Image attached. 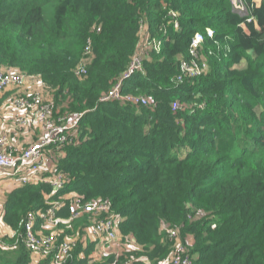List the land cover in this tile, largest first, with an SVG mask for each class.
<instances>
[{"label": "trees", "instance_id": "trees-1", "mask_svg": "<svg viewBox=\"0 0 264 264\" xmlns=\"http://www.w3.org/2000/svg\"><path fill=\"white\" fill-rule=\"evenodd\" d=\"M242 2L246 17L232 0H0V66L40 78L54 114L79 116L76 143L57 163L68 178L62 188L29 185L6 197L2 219L15 235L48 202H62L56 216L67 220L73 197L103 199L139 248L120 261L167 258L166 230L177 229L195 264H264V1ZM195 33L207 70L175 84ZM141 37L161 50L123 93L148 104L101 102ZM15 235L2 241L13 245ZM18 240L0 246V264H29Z\"/></svg>", "mask_w": 264, "mask_h": 264}, {"label": "built area", "instance_id": "built-area-1", "mask_svg": "<svg viewBox=\"0 0 264 264\" xmlns=\"http://www.w3.org/2000/svg\"><path fill=\"white\" fill-rule=\"evenodd\" d=\"M232 5L238 15L246 17L247 13L242 0H232ZM254 5L256 7L259 6L255 2ZM251 21L252 18L250 17L246 19L247 23ZM242 26L245 28V25ZM174 27L176 29L177 24ZM206 35L208 38H213V32L209 29L206 30ZM203 43V34L195 33L191 38L188 49L189 58L186 61H181L179 74L174 81L175 84H181L185 80L201 77L205 73L207 64L201 59ZM160 50L161 43L157 40L150 37L140 39L137 50L130 56L125 70L119 75L110 90L99 100L101 102L115 101L122 104L129 103L146 106L148 102L145 97L123 93V85L126 80L142 70L143 62L148 58L150 53H158ZM88 51L86 50V54L89 53ZM86 62L87 59L79 62L74 70L77 75L86 73L84 69ZM27 79H38V87H44L49 91L40 78L28 76L15 68L0 66V92L20 90ZM42 94L43 92H32L20 100L17 107L27 112L26 118L28 120L41 122L45 126L46 134L42 135L36 142L28 145L21 153L12 154L6 151V135L2 132L0 133V179L11 180L16 189L29 185H37L40 174L46 165L54 166L50 173V181L48 182L53 190L62 188L68 181L66 174L57 168V163L61 158L59 153L62 152L63 154L68 146L76 143L79 116H75L74 114L54 115L51 108V100L45 101ZM176 108L177 104H174L173 109L175 110ZM51 114L55 116V119L57 117L53 123L47 121V118ZM15 122L16 124H20L22 120L17 119ZM25 122L26 120L15 127L24 125ZM47 204L48 207L38 215L28 214L23 223L22 234L18 237L31 257L39 260L40 264H70L72 262L77 237L59 240L58 231L46 230L56 228L60 223L68 225L70 222L83 217H87V222L89 223V226L84 225L85 228L82 229L84 234V230L90 228L92 234L106 244L118 243L119 245H124V242L128 240V242L134 245L131 248L132 251L139 250L132 237H123L120 234L119 226L122 224L123 219L112 210L108 200L95 199L82 205L78 199L75 200L73 197V200H69L70 216L67 220H61L56 216V212L63 206L62 202L51 201ZM2 214L3 209L0 216L3 222ZM39 219H41V222L38 221ZM3 224L5 223L3 222ZM166 232L167 238L172 243V251L167 258L161 260L158 264H195V258L189 254L188 250L191 245L190 238L186 237L187 240L184 244L179 237L177 229H167ZM14 235L12 231L10 234H4V236L10 239H13ZM18 238L13 245L5 244L0 240L1 248L5 250L13 249L19 241ZM122 256L120 255L119 257ZM113 257L115 261L110 264H139L140 261H143L144 264H151L146 259H138L136 256L130 259L125 258L124 261H121L122 263H119L118 257Z\"/></svg>", "mask_w": 264, "mask_h": 264}, {"label": "crops", "instance_id": "crops-1", "mask_svg": "<svg viewBox=\"0 0 264 264\" xmlns=\"http://www.w3.org/2000/svg\"><path fill=\"white\" fill-rule=\"evenodd\" d=\"M263 1L264 0H254L257 5H260ZM38 85V79H27L20 90H6L0 92V133L2 132L6 135V151H9L12 154L21 153L28 145L36 142L42 135L46 134L45 126L41 122L28 120L26 118L27 112L20 110L17 107L20 100L34 91L43 92L42 97L45 101L51 100V94L49 91H47L44 87H38ZM54 115L51 114L47 118L49 123H53L57 119V117L55 119ZM17 119L22 120L20 124H22L25 120L26 122L24 125L15 127L20 125L16 124L15 121ZM59 154L63 157L65 152L63 154L60 152ZM53 167L54 166L51 165L44 166L43 172L40 174L39 183L48 184ZM15 189L16 188L13 186L11 180L0 179V216L6 197ZM70 224H68V226H70ZM0 228L3 229V234L11 233V229L7 227V225L3 224L1 219ZM83 228H85V226H80L76 229L77 234L81 233V236L76 239L75 250L77 248H80V250L77 255H74L70 264H77L79 261H82V264H95L111 256L119 257L120 255H123L122 257L124 258L127 253L132 251L131 248L134 247L133 243L128 242V240L124 242V245H119L118 243H113L111 245L106 244L98 237H95L90 228H86L84 230V234L82 231ZM29 264H40V262L30 255Z\"/></svg>", "mask_w": 264, "mask_h": 264}, {"label": "rangeland", "instance_id": "rangeland-1", "mask_svg": "<svg viewBox=\"0 0 264 264\" xmlns=\"http://www.w3.org/2000/svg\"><path fill=\"white\" fill-rule=\"evenodd\" d=\"M85 222V224L87 225V226H89V223L87 222V221H84ZM80 226H83V225H81V224H77L76 226H73V227H71V226H68V225H64V227H58V226H56V228H49L48 230H46V231H53V230H55V231H58L59 232V235H61V234H63V232H66V229H69L70 230V235L69 236H67V235H64V236H62V238L61 239H63V238H73V237H77V239L78 238H80V236H81V233L80 234H77V231H76V229H77V227H80ZM4 231H3V229L2 228H0V240H2V239H4V241H7V239H10L9 237H6V236H4ZM18 235H20L19 233L17 234V235H15V237L16 236H18ZM6 239V240H5ZM12 241V240H11ZM15 242V241H14ZM13 242V243H14ZM5 243V242H4ZM6 244V243H5ZM27 251V250H26ZM30 254V253H29ZM73 257H74V253H73ZM137 257V256H136ZM119 259V263L121 262L120 260H121V258H123V257H118ZM143 259H145V258H143ZM161 260H163V259H159V260H157V261H155L154 263L155 264H158ZM122 263V262H121Z\"/></svg>", "mask_w": 264, "mask_h": 264}]
</instances>
